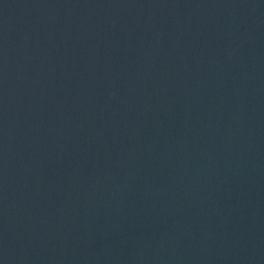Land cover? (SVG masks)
I'll list each match as a JSON object with an SVG mask.
<instances>
[{
    "label": "water",
    "instance_id": "1",
    "mask_svg": "<svg viewBox=\"0 0 264 264\" xmlns=\"http://www.w3.org/2000/svg\"><path fill=\"white\" fill-rule=\"evenodd\" d=\"M0 264H264V0H0Z\"/></svg>",
    "mask_w": 264,
    "mask_h": 264
}]
</instances>
